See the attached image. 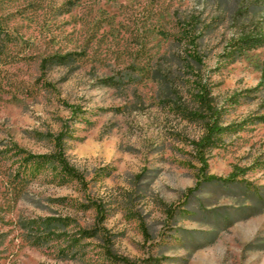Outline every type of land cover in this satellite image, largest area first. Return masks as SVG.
Wrapping results in <instances>:
<instances>
[{"label":"rangeland","instance_id":"374dc122","mask_svg":"<svg viewBox=\"0 0 264 264\" xmlns=\"http://www.w3.org/2000/svg\"><path fill=\"white\" fill-rule=\"evenodd\" d=\"M67 1L0 0V264H264V0Z\"/></svg>","mask_w":264,"mask_h":264},{"label":"trees","instance_id":"16d2710c","mask_svg":"<svg viewBox=\"0 0 264 264\" xmlns=\"http://www.w3.org/2000/svg\"><path fill=\"white\" fill-rule=\"evenodd\" d=\"M80 1L81 0H68L65 3V7L67 9L66 11L71 10ZM234 45H235V49H238L241 51L258 49V48L264 47V36L245 37V38H242V39L236 41L234 43ZM67 58H68V56H56V57L52 58V61H54V59H55V62H53V63L60 65V64L65 63L64 61H66ZM262 77L264 78V65H263V69H262ZM106 82L108 83L106 85H114V84H109V80H106ZM198 101L200 103L201 110L195 112L194 116L197 117L198 119H201V120H206L208 118V114L211 117V121L207 125L206 135L204 137H202L199 141L195 142V147L197 149L199 159L202 163L201 171L203 172L202 173L203 174L202 181H199L198 184L200 186L202 184V182L203 183L220 182V183H224V184L237 182L239 177H242L247 173L246 168H235V170L227 178H222V177H217L215 175L206 174V172L209 168V164H208L207 158L205 157V150L213 145L214 136L225 134L228 130V127L221 125V123L219 121L218 112L216 111V109L212 105V102H211L205 88H202L201 92L198 94ZM65 136H66V133L64 131L61 132L57 136V138H56V153L54 155H52V156H47V155L46 156L45 155L44 156H36V158H38V159L53 158L55 161H57L61 165L63 171L67 175L73 177L74 179L78 180L81 183H84L83 175L68 162V160L64 154L63 139ZM188 191L193 192L194 189H189ZM96 208H97V212H98L97 222L99 223L98 225H99V229H100V227H101L100 225L104 221L105 210H104V207L102 206V204L100 202H96ZM108 255L110 257H112L113 259H120L121 261H123L126 264H135V262H132L127 258H124V257L118 258V257L112 256L111 253H108ZM144 262H146L148 264H156V261L150 257L146 258L144 260Z\"/></svg>","mask_w":264,"mask_h":264}]
</instances>
